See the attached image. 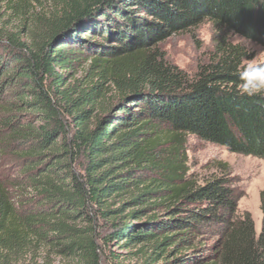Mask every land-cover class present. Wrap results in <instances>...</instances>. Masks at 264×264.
I'll list each match as a JSON object with an SVG mask.
<instances>
[{
	"label": "trees",
	"instance_id": "trees-1",
	"mask_svg": "<svg viewBox=\"0 0 264 264\" xmlns=\"http://www.w3.org/2000/svg\"><path fill=\"white\" fill-rule=\"evenodd\" d=\"M207 20L189 75L160 44ZM236 33L264 48V0H0V264H264V187L256 233L188 173L189 136L264 157Z\"/></svg>",
	"mask_w": 264,
	"mask_h": 264
},
{
	"label": "rangeland",
	"instance_id": "rangeland-1",
	"mask_svg": "<svg viewBox=\"0 0 264 264\" xmlns=\"http://www.w3.org/2000/svg\"><path fill=\"white\" fill-rule=\"evenodd\" d=\"M205 22L194 28L170 36L160 44L166 59L191 75L197 65L206 62L213 47V32L205 28ZM228 40L245 47L250 58L243 63L264 62V48L249 41H240L235 34L228 35ZM186 153L188 173L202 181L211 175L227 174L239 195L237 211L248 212L254 222L255 232L261 226L259 192L264 187V157L236 154L226 148L205 142L194 136L187 138ZM60 264L54 256L46 258L42 253L36 258L37 264Z\"/></svg>",
	"mask_w": 264,
	"mask_h": 264
},
{
	"label": "clouds",
	"instance_id": "clouds-1",
	"mask_svg": "<svg viewBox=\"0 0 264 264\" xmlns=\"http://www.w3.org/2000/svg\"><path fill=\"white\" fill-rule=\"evenodd\" d=\"M205 28L209 30V36L215 31L214 24L211 20L205 22ZM240 41L247 40L246 37L239 33L235 34ZM239 93L242 96H256L264 93V64L262 63H245L239 71Z\"/></svg>",
	"mask_w": 264,
	"mask_h": 264
}]
</instances>
